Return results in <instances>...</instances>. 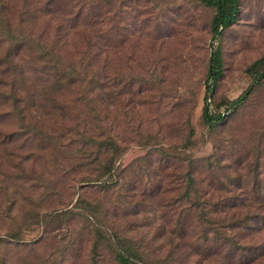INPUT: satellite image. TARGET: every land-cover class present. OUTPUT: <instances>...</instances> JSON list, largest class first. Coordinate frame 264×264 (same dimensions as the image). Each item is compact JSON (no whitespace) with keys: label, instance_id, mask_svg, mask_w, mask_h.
<instances>
[{"label":"rangeland","instance_id":"obj_1","mask_svg":"<svg viewBox=\"0 0 264 264\" xmlns=\"http://www.w3.org/2000/svg\"><path fill=\"white\" fill-rule=\"evenodd\" d=\"M238 7L212 41L195 0H0V264H264V81L202 120L211 47L213 112L264 57V0Z\"/></svg>","mask_w":264,"mask_h":264},{"label":"trees","instance_id":"obj_2","mask_svg":"<svg viewBox=\"0 0 264 264\" xmlns=\"http://www.w3.org/2000/svg\"><path fill=\"white\" fill-rule=\"evenodd\" d=\"M195 1L207 7H212L215 10L214 16L210 23V33H211L212 41L217 39L219 36H221L222 31L229 28L232 24L235 23L237 19L239 12V7H238L239 0H195ZM220 68H221L220 52L217 48L211 47V52L209 56V65L206 76V81H208V84L205 87V95L203 98V106H202L203 123L210 129H212L216 124H219V122H221L223 116L225 115L223 114L224 111L225 113H227L228 110L233 111L239 105H241L242 99L244 98L245 100L248 94H250L251 86L256 87L259 82L264 81V57H262L252 62L251 65L246 69L249 76L251 77V85L247 88V90L243 93V95L231 101L230 103H228V105L221 103V106H225L223 112H213L210 109V105H209V101L211 98L210 94L212 92L213 85L215 84L217 78L220 75ZM107 172H110L111 175L112 172L111 167L107 170ZM191 180L193 181V179L190 178L188 183H192ZM113 182H114L113 179H104L102 181V183L107 186L113 184ZM187 192H188L187 190H184L183 197H181L180 199L181 202H184L186 204V206L181 209V212L179 213L180 216L194 209L202 212H204L207 209L209 214L215 212L222 215L224 209L236 208L238 206L236 204L237 201H234L237 197H234L233 200L228 199V200H232L231 202L218 200L210 205L204 204V202L201 204L199 202L188 203L184 198L188 195ZM207 206H210L211 208H206ZM259 208L264 210V204H262ZM93 212L94 211H92L90 214H86L87 217L92 216ZM262 219H264V215H262ZM113 243L114 241L108 238V239H104L103 244L105 247H108L110 249L111 247H113ZM120 243H116L113 253L111 252V256L113 257V260L115 261L116 264H129L130 255L128 253V250L126 248H122L121 246H119L118 244Z\"/></svg>","mask_w":264,"mask_h":264}]
</instances>
